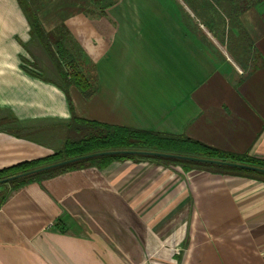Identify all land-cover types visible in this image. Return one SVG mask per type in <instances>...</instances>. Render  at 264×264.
Returning a JSON list of instances; mask_svg holds the SVG:
<instances>
[{"label":"crops","instance_id":"crops-1","mask_svg":"<svg viewBox=\"0 0 264 264\" xmlns=\"http://www.w3.org/2000/svg\"><path fill=\"white\" fill-rule=\"evenodd\" d=\"M28 1L45 33L63 29L95 66L92 97L68 89L76 116L264 160V65L243 74L214 56L179 19L182 0ZM238 20L264 60V0ZM45 54L18 0H0V168L57 140L12 120L38 131L71 117L57 81L31 73ZM173 261L264 264V181L113 160L11 189L0 206V264Z\"/></svg>","mask_w":264,"mask_h":264},{"label":"trees","instance_id":"trees-1","mask_svg":"<svg viewBox=\"0 0 264 264\" xmlns=\"http://www.w3.org/2000/svg\"><path fill=\"white\" fill-rule=\"evenodd\" d=\"M97 2L98 0H92ZM213 3L216 0H211ZM263 0H226L228 9V18H233L234 29H237L240 37L245 41L246 47L244 55L239 56L237 62L246 74L264 65V60L251 42L248 34L238 20L240 12L250 6L257 5ZM220 2V0H217ZM18 3L25 13L29 25L31 40L43 48L49 60L54 66L58 80L57 86L65 93L68 106L71 112L69 122L61 125L66 129L61 137L62 144L55 149L52 154L19 162L0 169V179L11 177L12 175L22 174L28 170L39 168L46 165H54L69 159L77 158L87 154L104 151H148L161 152L175 155L189 156L197 159L216 160L224 162H233L247 164L259 168H264V160L249 157L246 155H234L219 149L210 147L201 142L189 139L185 136H174L168 134L154 133L131 128L114 126L97 121L79 118L75 115L72 102L69 97L68 89L70 86L76 87L83 97L90 98L97 91V73L92 62L84 59L83 51L80 45L74 41L63 29L53 33H45L35 11L28 0H18ZM204 12L212 11L213 6L207 1L204 2ZM214 12L217 13V10ZM212 22V20H210ZM252 54V55H250ZM42 79L47 80L41 74L31 72ZM242 77L239 79V81ZM56 82V81H55ZM216 154L234 156L233 160L216 158ZM233 158V157H231ZM151 160L166 166H179L185 171L190 169H202L214 173H222L248 178H255L264 181V173L236 167L233 165L210 163L207 161L186 160L180 158H170L156 156L152 154H103L96 157L83 158L71 161L59 166L46 168L44 170L21 176L7 181V188L15 189L24 184L38 181L43 178H49L65 170L83 168L89 165L104 166L113 160ZM57 162V163H56ZM47 167V166H46ZM9 189L3 188L0 193V206L6 197Z\"/></svg>","mask_w":264,"mask_h":264},{"label":"rangeland","instance_id":"rangeland-1","mask_svg":"<svg viewBox=\"0 0 264 264\" xmlns=\"http://www.w3.org/2000/svg\"><path fill=\"white\" fill-rule=\"evenodd\" d=\"M205 1H207L209 4L213 6V8H211L212 11L204 12V9H205L204 2ZM182 2L184 4L183 3L181 4L180 2L177 1V3L174 4V9L176 13L178 14V16L180 17L179 19H181V21L184 23L187 29L197 33V36L201 37V41L203 42L204 46L207 47V49L214 56H216L220 60H225L226 62H229V64L233 63L235 66H237L240 69L241 73L243 74L246 73V71H244V69H242L239 63L237 62L239 56H243L244 58L247 57L246 55H244L246 44H245V41H243L242 37H240L238 30L234 29V21H232L233 18H228V9H227L226 0H220V2H217L216 0L214 3L211 0H182ZM97 8H98V5H95L93 12L98 11ZM215 10H217V13L214 12ZM210 20H212V22ZM38 61L44 67L43 70L39 68V71H42V76L57 81L58 76H57L56 70L54 66L52 65L51 61L49 60L48 56L45 54L43 58H38ZM3 121L5 120L1 118L0 124ZM5 123L7 124L10 122L6 121ZM10 126L12 127L11 131H13L14 133H20L23 136L24 135L27 136V134H29L31 135L30 137L34 140L36 139L40 140L42 138V135L46 133L48 135L51 134L52 136L56 137L57 140L55 141L53 137L54 142L51 143L53 146V148H51V154L53 153V151H55V149L61 146L62 144L61 137L65 134V131H66L64 126L61 127L60 125L48 126L46 128H39L38 131L37 130L31 131L28 129L25 131L23 130V128L19 127V125L15 124L13 120ZM48 137L49 136H43L44 139H49ZM215 157L219 159H226V160H233L235 158L234 156H231L233 157L231 158L230 156L225 155V154L224 155L216 154ZM148 161L153 162L151 160H148ZM154 163L157 165H162L157 162H154ZM50 165L51 164L46 165V166H50ZM46 166H42L39 168H43ZM162 166H166V165H162ZM172 166H175V165H172ZM39 168H35V169H39ZM179 168L184 171L183 168L181 167ZM35 169H32V170H35ZM32 170H28V171H32ZM3 179H6V178L0 179V193H1V190L5 187L6 189H9L10 191V188H7L8 185H6L7 181H1ZM186 242H187V235L185 236L183 240L184 246H186ZM173 258L175 260H179L178 256H174ZM172 264H174V261Z\"/></svg>","mask_w":264,"mask_h":264},{"label":"water","instance_id":"water-1","mask_svg":"<svg viewBox=\"0 0 264 264\" xmlns=\"http://www.w3.org/2000/svg\"><path fill=\"white\" fill-rule=\"evenodd\" d=\"M117 153H120V154L139 153V154H146V155L152 154V155H156V156H164V157H170V158H180V159H186V160H196V161H200L201 160V161H207V162H210V163L233 165V166H236V167H242V168H245V169H251V170H255V171H259V172H263L264 173V168L250 166V165H247V164H239V163L216 161V160L214 161V160L197 159V158H193V157H189V156L175 155V154H168V153H161V152L118 150V151H104V152H95V153L87 154V155L80 156V157L73 158V159H69L67 161H63V162H60V163H57V164H54V165H50V166H47V167H43V168L35 169V170H32V171L24 172L22 174H18V175H15V176H11V177H8V178L3 179L1 181H9V180L21 177V176H26V175H29V174H32V173H36V172L44 170L46 168L59 166V165H62V164H65V163H68V162H71V161L83 159V158L96 157V156L103 155V154H117Z\"/></svg>","mask_w":264,"mask_h":264}]
</instances>
